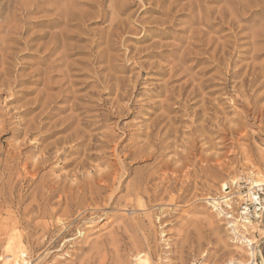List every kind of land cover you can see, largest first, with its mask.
Wrapping results in <instances>:
<instances>
[{"label": "rangeland", "instance_id": "1", "mask_svg": "<svg viewBox=\"0 0 264 264\" xmlns=\"http://www.w3.org/2000/svg\"><path fill=\"white\" fill-rule=\"evenodd\" d=\"M82 1L86 4L68 8L69 13L84 16L82 26L50 23L60 2L41 0V6L31 7L28 30L20 36L15 31L21 30L23 20L14 0H0L7 5L0 12V24L8 27L0 31V135L10 132L0 141V163L18 151L28 155L14 165L17 172L10 183L0 174V264H15L20 257L29 264H264V224L242 216L240 208L244 191L250 190L249 169L264 168V77L251 90L245 89L249 81L243 83L246 76L252 77L246 73L253 53L247 49L254 46L248 43L249 34L264 29V0H251L247 10L233 9V15L227 7L219 30L221 24L213 19L224 2L202 0V13L214 9L213 27L200 25L208 30L204 38L214 39L203 59L194 53L200 52L198 38L191 37L199 25L192 26L191 11L182 9L189 0H179L172 11L166 10L168 2L160 6L158 0ZM122 3L126 6L119 12L115 8ZM232 20L238 47H230L225 56L220 49L211 57L218 43L230 45L235 40ZM11 24L16 27L12 32ZM61 29L65 36L56 37L58 47L47 49L52 34ZM189 50L193 52L180 62L182 52ZM220 55L226 63L231 61L232 70H240L229 84L230 93L218 90L227 72L225 65L214 67ZM263 61L264 52L255 62ZM194 86L200 92L188 98ZM254 91L255 103L250 96ZM236 96L250 111L241 102L234 103ZM202 98H216L223 109L218 115L228 120L219 126L220 134L214 130L192 135L189 119L203 104ZM43 104L45 115L40 114ZM70 114L89 121L80 125L89 134L87 140L78 151H65L64 144L58 145L60 150L53 148L37 176L34 165L44 148L78 126L75 121L65 127ZM160 115L156 134L165 123L174 128L164 134L165 127L156 142L146 133ZM92 135L94 147H88ZM193 136L201 146L198 152L192 151ZM169 142L178 144L167 146ZM176 148L187 156L186 168L173 173L179 163L173 164L163 169L169 173L167 181H159L160 166L175 156ZM19 168L33 180L29 189L21 188L23 182L15 184L22 173ZM188 168L189 185L182 187ZM232 172L241 183L225 193L221 184ZM102 173H107L106 182L100 180ZM116 175L121 177L113 186ZM5 182L13 188L1 184ZM246 184L248 189L243 188ZM9 196L15 200L4 201ZM206 197L220 201V214ZM227 199L230 207L223 202ZM245 217L252 223H244ZM245 237L252 240V250L242 242Z\"/></svg>", "mask_w": 264, "mask_h": 264}, {"label": "bare ground", "instance_id": "2", "mask_svg": "<svg viewBox=\"0 0 264 264\" xmlns=\"http://www.w3.org/2000/svg\"><path fill=\"white\" fill-rule=\"evenodd\" d=\"M13 1V0H12ZM29 1H30V3H29ZM34 2H33V5L31 4V0H22V1H20V4L18 5V0H14V9H18L19 11H20V15L22 16V20H23V25H22V28H21V30H17V31H15V33H18L17 35H22V33L24 32V33H26L27 32V30H28V21H27V17H28V13H30L31 12V7H34L35 9L36 8H38V6H41L40 5V2H41V0H33ZM43 1V0H42ZM56 1V3L57 2H60V4L59 3H57V4H55V6H56V8H54V13L52 14V16L51 17H54V18H52L53 19V21L51 20L50 21V23L51 22H54V23H63V24H65V26H69V25H78V26H82V24L81 23H84V16H81V17H78V16H76L75 14H73V13H69V10H68V8H71V7H73L74 8V6H76L77 4H86V2L85 1H82V0H55ZM96 1V0H95ZM103 0H101V2H102ZM178 1L179 0H158V3L160 4V6L162 5H164L166 2H168V7L166 8V10L167 11H172L174 8H176L177 6H178ZM215 1H223L224 2V4H223V6L221 7H219V8H217L216 10H218V13H220V15H217V16H215L214 17V19L213 20H218L219 21V23L221 24V23H224V21H225V17H223L222 16V14H223V12H225L226 11V8L228 7V9L230 10V15H233L234 14V10H236L237 12L239 11V10H244V9H248L250 6H248L250 3H251V0H246V1H244L245 3H243V2H241V1H239V0H215ZM5 2V1H4ZM7 2V1H6ZM44 2H46V1H44ZM44 2H42V8L43 9H48V8H46L45 7V3ZM97 2V1H96ZM206 2V1H205ZM99 3V2H98ZM104 3V2H103ZM5 4V3H4ZM102 4V3H101ZM100 4V5H101ZM231 4H236V7L235 8H233L232 6H231ZM252 4V3H251ZM114 5H116V4H114ZM203 5H204V2H202V0H189L186 4H184V6H182V9H189L190 11H191V14L193 15L192 16V20H191V24H193L192 26H194V25H196V24H198L199 26L198 27H196V28H192L193 30H192V33H191V37H195V38H198V40H199V42H200V46H201V48H200V52H194L197 56H199L198 58H200V59H203V58H205V57H203V56H201V55H205L207 52H208V46H210V45H214L213 43H214V39H212L213 37H209V38H204L205 37V35L207 34V32H208V30H206V29H204V28H202V26H204V27H206V28H208V29H210L211 27H213V21L211 20V13L213 12V10L214 9H210V8H208L207 10H206V12L205 13H202V10H203ZM125 6H126V4L125 3H122V4H120L119 6H117V8H115V9H117V11H119V12H121V11H123V9L125 8ZM185 6H187V7H185ZM7 7V5H1L0 4V12L2 13V11L5 9ZM65 7H66V9H65ZM100 7V6H99ZM112 7H114V6H112ZM9 9V8H8ZM100 9V8H99ZM181 9V10H182ZM234 9V10H233ZM49 10V9H48ZM80 10V9H79ZM228 10V11H229ZM13 11V10H12ZM103 11V10H102ZM195 11H197V14H193ZM106 12V11H105ZM243 12V11H242ZM108 13V12H107ZM10 14H12V13H10ZM10 14H9V16H10ZM83 14H85V13H83ZM82 14V15H83ZM99 14H100V11H99ZM253 14V13H252ZM17 12L15 13L14 12V16L17 18ZM60 15H62V17H59ZM87 15V14H86ZM101 15H103V14H101ZM105 15V14H104ZM113 15V14H112ZM117 15V14H116ZM8 16V17H9ZM12 16V15H11ZM13 16V17H14ZM114 16V15H113ZM14 17V18H15ZM10 18V17H9ZM9 18H8V20H9ZM107 18V16H105V17H103V19H106ZM117 18V17H116ZM11 19H13V18H11ZM115 19V17L114 18H112V20H114ZM242 20V19H241ZM6 21V20H5ZM12 21V20H11ZM114 21H116V20H114ZM113 21V22H114ZM7 22V21H6ZM10 22V21H9ZM8 22V23H9ZM73 22H75V23H73ZM11 23V22H10ZM9 23V24H10ZM190 24V25H191ZM5 25V24H4ZM12 25V24H11ZM112 25V24H111ZM200 25H202V26H200ZM238 26L239 27H242L240 24H238ZM6 27L7 26H3V24L1 25L0 24V31H2V30H4V29H6ZM10 27V26H9ZM15 26H11L10 28H9V30L12 32V30H13V28H14ZM236 21L234 20H232L231 21V36L232 37H234L235 38V40H232L231 41V44L230 45H227V44H220V43H218L217 44V46L214 48V50H213V53H212V56L211 57H215V55H217L218 54V52L220 51V49H222V52H223V55H224V53H229V48L231 47V48H233V47H238L237 46V44H238V32L236 31ZM17 28H18V26H17ZM7 29H8V27H7ZM15 30H16V27L14 28ZM219 29H222V24L220 25V27L217 29V30H219ZM254 30H256V29H254ZM253 30V34H249L251 37H252V39H251V41L250 42H248L249 44H251V45H254V46H252L251 48H246L247 49V51H253V53H252V56H251V58H252V62L251 63H249V64H247V68H246V73L248 74V73H250L249 75H252V77L250 78V79H248V76H246L245 78H244V80H243V83H245L246 84V82L247 81H249L250 83L248 84V87L249 88H247V87H245V89H248V90H251L252 89V86L254 85V83L255 82H257L258 81V79L262 76V77H264V61L263 62H255V60L256 59H258L259 57H260V55L262 54V52H264V43H257L258 41H257V39H259V41H262V42H264V29L263 30H261V31H259V32H257V30L256 31H254ZM258 30H259V28H258ZM257 32V33H256ZM58 36H60L61 38H62V36H65V31H64V29H61L59 32H54V34H52V36H51V40H50V45L47 47V49H54V48H57L58 46V44H57V42L55 41L56 40V37H58ZM190 37V38H191ZM16 37H12L11 36V39H15ZM17 40H20V37L17 39ZM64 41V40H63ZM65 42V41H64ZM228 42V41H227ZM65 44H66V42H65ZM256 44H259V45H257V46H255ZM262 44V45H261ZM68 44H66L65 46H67ZM63 46V45H62ZM64 46V47H65ZM68 47V46H67ZM46 49V48H45ZM65 50L67 49V48H64ZM240 49V48H239ZM68 50V49H67ZM192 50V49H191ZM191 50H189L188 52H182V55H181V57H180V62H184V59L186 60V56H187V54L186 53H188V54H191L193 51H191ZM238 50V49H237ZM47 51V50H46ZM52 52V51H51ZM232 52V51H231ZM225 56V55H224ZM197 58V59H198ZM209 59H210V57H208ZM225 58V57H224ZM218 61L219 62H215L216 63V66H214V67H222V66H224L223 68L227 71L226 73H225V76L222 78V82H221V86L222 87H220V88H218V90H220V91H223L224 93H230V89H229V84H230V82H233L234 81V79L239 75V73H240V70H232V68H231V65H230V62L231 61H229L228 63H226V59H222V55H220L219 56V58H218ZM219 74H221V71H219ZM238 83V82H237ZM264 83V80L261 82V84H263ZM187 84H189V79H187V80H185V82L184 83H182L181 85H180V91H181V93L180 94H183L182 92H183V90L185 89V86L187 85ZM241 86H242V83L240 84ZM244 85V84H243ZM247 85V84H246ZM201 86V85H200ZM237 87V86H236ZM235 87V88H236ZM234 88V87H233ZM242 88V87H241ZM243 89V88H242ZM244 89V90H245ZM244 90L242 91V92H244ZM247 90V91H248ZM240 91V92H241ZM246 91V90H245ZM246 91V92H247ZM198 92H200V88L199 87H196V86H194L193 88H192V90L189 92V94H188V98H194L195 96H197L198 95ZM236 92V91H235ZM241 92V93H242ZM245 96L247 95V93L245 94V93H243ZM255 94H256V91H254L250 96H251V99L253 100V102L255 103L256 101H257V99L255 98ZM179 97V96H178ZM237 98H234V103L236 104V103H238V102H241L243 105H244V107H246V110L247 111H250V109H249V107L247 106V104L243 101V100H241L238 96H236ZM109 99L108 98H105V99H103V104L105 105V106H108V103H107V101H108ZM215 100H216V98L215 99H212V100H208V99H206V98H202V105L199 107V108H197V109H195V110H193L192 111V115H193V118H190L189 120L191 121V131H192V135H195V136H199V135H201L202 133H208V134H210V132H213L214 130H218V132L219 131H223L222 129H220L219 128V126L221 125V126H226L227 124V117L226 116H224V117H221L220 115H218V113H219V111L221 110H223V109H220V107H218V103H216L215 102ZM178 102H179V100H178ZM195 102H198V101H195ZM249 105H251V102H250V100H249ZM44 106L42 107V110H41V113L40 114H43L44 112H45V104H43ZM47 105V104H46ZM119 107V106H118ZM181 107L182 106H179L177 109H181ZM48 108V107H47ZM46 108V109H47ZM111 110V109H110ZM109 110V108H108V112L109 113H111V111ZM122 109H120L119 110V112H122L121 111ZM208 110L209 111H211V110H213V113H210V112H208ZM255 111V110H254ZM44 115H45V113H44ZM43 115V116H44ZM79 116H80V114H70L69 116H67L66 117V120L64 121V124H65V127L66 128H68L71 124H73L75 121H78V126L76 127V128H74L69 134H67L65 137H63V138H61V139H58V140H55V142H53V143H50L49 145H47L45 148H44V154L42 155V157L41 158H39V159H37L36 160V163H35V165H34V171L36 172V175L37 176H39V174H40V172H41V170L43 169V168H45L46 166H47V164H46V162H48L49 161V159L51 158V154H52V150H53V148H56V149H58V150H60L61 148L64 150L65 149V151H69V152H71V151H78V150H81L80 149V145L84 142V141H86L87 140V138H88V136H89V134L84 130V129H82V128H80V125H83V124H88V120H85V119H82V118H79ZM160 117H162L161 115L160 116H158L157 118V120L155 121V123L153 124V127L151 128V131L150 132H147L146 133V135L148 136V137H154L155 138V140H156V142H158V141H160V138L159 139H157L156 137L157 136H159L160 137V134H161V132L163 131V129L165 128V127H167L168 126V124L169 123H165L164 124V126L162 125L161 126V128L159 129V131L157 132V134L155 133V131H156V129H157V125H156V123L158 122V120H160ZM226 117V118H225ZM202 118V122L201 123H198L197 121L199 120V119H201ZM172 120H173V118H171ZM92 122V121H91ZM211 126V127H213V128H210V127H208V126ZM174 127H173V125L172 124H170V126H168V128L166 129V132L164 133V134H168V133H170V131L173 129ZM229 131V130H228ZM4 131H2L1 133H2V135H0V141H1V139H2V137L4 136V135H8L10 132H9V130H6L4 133H3ZM197 132H201V134H196ZM219 134H220V132H219ZM91 136V135H90ZM91 139H92V144L89 142L88 143V147H94V144H93V142H94V139H95V136L94 135H92V138H90V141H91ZM89 140V139H88ZM195 140H196V138L193 136V138H192V151H195V152H198L200 149H201V146H197V144L195 143ZM104 142H102V144H103ZM178 144L177 142H169L168 144H167V146H172L173 144ZM59 144H64L65 146L64 147H61V148H58V145ZM177 146V145H176ZM175 156H171V158H168L167 160H165V161H163V164H162V166H160V167H162L161 169H160V175H159V181H160V179H161V181H163V182H165V181H167V178L165 177V176H167L169 173H168V169H169V167L171 166V165H173V164H177V163H179L176 167H175V169H173L174 170V172L173 173H177L178 171H180V170H183L184 168H186V166H187V164H188V162H187V160L188 159H184V158H186L187 156L186 155H184V153L182 152V151H180V150H178L177 148L175 149ZM43 153V152H42ZM163 154V152L161 151L160 153H159V155L157 156V157H159V156H161ZM9 155V154H8ZM26 156V154L24 153V152H22V151H18L17 153H16V155H12V156H10L8 159H6V161H5V163H3V164H1L0 163V174H1V176L3 175V177H9V183L11 182V176H14L15 174H16V172H17V170L15 171L14 170V165L16 164V166H19V164H20V160L22 159V157L24 158ZM28 156V155H27ZM26 156V157H27ZM88 156H91V155H88ZM95 156V154H92V157H94ZM193 157H195V155L193 154L192 155ZM128 157H133V159H137L136 158V155L134 154V153H129V155H128ZM28 158V157H27ZM185 160L184 162L182 161V160ZM156 160H157V158H155V160H154V163L156 162ZM206 160H208V158H206ZM29 162V161H28ZM11 163H13V164H11ZM28 164L29 163H25V169H26V166H28ZM215 167L217 168V169H220V164L219 163H217L216 165H215ZM249 167V166H248ZM247 167V168H248ZM17 168V167H16ZM250 168V167H249ZM252 168V167H251ZM249 169V171H248V183H249V185H250V190H249V196L250 197H253V192H254V189H255V187H261V186H264V168L262 169V168H258L257 167V169ZM25 169H23V170H21L20 168L18 169L19 171H21L22 173H23V175H22V173L20 174L21 176H20V179L15 183L16 185H19V182L21 183V182H23L22 184H21V188H26V189H29L30 187H31V185H32V183H33V180H31V178L30 179H28V177H27V174H28V172L27 171H25ZM163 169H167V170H163ZM234 169V168H233ZM231 172V171H230ZM192 172H191V170L188 168V170H186V172H185V174H184V179L182 180V187L185 185V184H187V185H189L188 183H187V179H190V174H191ZM229 174V173H228ZM106 176H107V173H102V174H100V180H103L104 182H106L105 180H106ZM122 176H123V174H122ZM152 176H153V174H152ZM121 176H118L117 177V175L112 179V181H113V186L114 185H116L117 184V181H118V179L120 178ZM146 176H144V177H141V181H143V180H145L146 178H145ZM228 177V179H226L225 181H223L222 182V184H221V187H222V190L225 192V193H227V192H229L228 191V189H231L230 187H232L233 185H238V184H240L241 182H240V180L242 179L241 177H239V175L237 174V172L235 173V172H232L231 174H229V176H227ZM41 178H44L43 176L41 177ZM145 178V179H144ZM38 179V178H37ZM45 179V178H44ZM149 179V178H148ZM147 179V180H148ZM41 180V179H40ZM156 180V179H155ZM170 180V179H169ZM175 180H176V178H175ZM29 181V182H28ZM41 181H44V180H41ZM141 181H138L137 182V186H138V184H139V186H140V184H141ZM190 181V180H189ZM28 182V184L27 185H25L26 183ZM147 182H149V181H147ZM152 183V182H151ZM2 185H4V186H11L10 184H8V183H1ZM144 184V183H143ZM148 184V183H147ZM154 184V183H153ZM204 184V183H203ZM7 186V187H8ZM12 187V186H11ZM121 187V186H120ZM181 187V188H182ZM13 188V187H12ZM118 188H119V186H118ZM227 196H225L224 198H226ZM4 199V201H8V200H10V201H14L15 200V198L14 197H12V196H9V197H4L3 198ZM206 200H209V204H210V206L213 208V211L214 212H218V214H220V212H221V210H222V204L220 203V201H217V199L216 198H213V197H206L205 198ZM230 199V198H229ZM142 201V200H141ZM223 202H225V204L226 205H228L229 207H230V204H229V201H228V199L227 200H225V201H223ZM248 217H245L244 218V223H247L248 225L249 224H251L252 223V221H250L249 219H247ZM59 221H61V220H59ZM236 227V226H235ZM245 227V226H244ZM242 242H247V243H249V247H250V245H251V243H252V240H250V239H248V238H244V240L242 241ZM250 250H252V247H250L249 248ZM249 250V251H250ZM250 254H253V251H251V252H249ZM143 259V258H142ZM148 259V258H147ZM140 260V259H139ZM232 263V262H231ZM15 264H29L28 263V261H26V260H24V259H21V257H20V259H16L15 260Z\"/></svg>", "mask_w": 264, "mask_h": 264}, {"label": "built area", "instance_id": "3", "mask_svg": "<svg viewBox=\"0 0 264 264\" xmlns=\"http://www.w3.org/2000/svg\"><path fill=\"white\" fill-rule=\"evenodd\" d=\"M245 187L248 189L247 184L243 185V188ZM248 190L243 193L244 196L240 204L241 215L249 216V218L256 219L264 224V186L256 187L253 197L247 195ZM257 214L258 216H256Z\"/></svg>", "mask_w": 264, "mask_h": 264}]
</instances>
